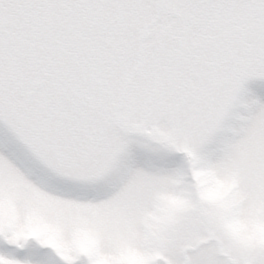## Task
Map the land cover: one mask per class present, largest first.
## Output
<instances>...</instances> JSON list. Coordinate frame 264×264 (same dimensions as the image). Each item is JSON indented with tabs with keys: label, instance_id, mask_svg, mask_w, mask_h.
<instances>
[{
	"label": "snow or ice",
	"instance_id": "obj_1",
	"mask_svg": "<svg viewBox=\"0 0 264 264\" xmlns=\"http://www.w3.org/2000/svg\"><path fill=\"white\" fill-rule=\"evenodd\" d=\"M0 264H264V0H0Z\"/></svg>",
	"mask_w": 264,
	"mask_h": 264
}]
</instances>
